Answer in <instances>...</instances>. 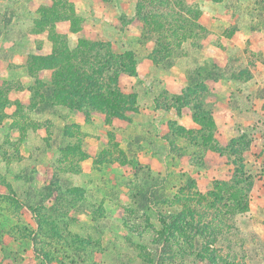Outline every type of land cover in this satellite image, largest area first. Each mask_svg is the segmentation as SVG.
Returning a JSON list of instances; mask_svg holds the SVG:
<instances>
[{
  "label": "crops",
  "instance_id": "1",
  "mask_svg": "<svg viewBox=\"0 0 264 264\" xmlns=\"http://www.w3.org/2000/svg\"><path fill=\"white\" fill-rule=\"evenodd\" d=\"M187 1L197 8L198 21L207 30L202 60L211 59L225 71L233 63L232 52L264 48L254 41L264 34V28L256 26V12L237 8L255 0ZM136 3L0 0V164L12 196L15 180L26 182V187L35 183L42 190L50 185L55 195L67 194L64 208L79 224L92 223L98 210L111 212L118 222L119 211L131 206L135 165L165 180L178 173L196 182L230 176L234 165L224 150L210 164L202 163L203 145L197 142L202 126L183 99L185 73L178 63L156 70L155 43L144 38L136 25ZM75 19L80 23L76 28ZM226 27L233 32L224 34ZM81 40L103 43L116 55L133 53L135 74L123 73L118 80L123 92L135 94L132 116L105 118L99 111L85 115L47 100L57 67L49 65V58L60 42L74 51ZM260 62L249 65L262 70L247 82L224 73L207 84L214 95L213 135L225 141L249 138L241 161L254 175L249 190L258 206L250 208L254 212L264 199V64ZM258 85L262 91L257 95ZM190 147L201 153L191 157ZM24 165L31 169L25 172ZM55 195L43 202L48 209L58 206ZM23 209L35 216L29 206ZM104 232L114 235L112 230Z\"/></svg>",
  "mask_w": 264,
  "mask_h": 264
},
{
  "label": "rangeland",
  "instance_id": "2",
  "mask_svg": "<svg viewBox=\"0 0 264 264\" xmlns=\"http://www.w3.org/2000/svg\"><path fill=\"white\" fill-rule=\"evenodd\" d=\"M237 8L256 12V26L264 28V0L237 5ZM199 14L198 11L199 28L189 29L190 35L180 41L166 38V47L158 55L155 38L147 32L149 26L141 18L136 19V25L144 38H151L155 43L156 70L178 63L185 73L187 87L183 99L194 109L196 120L202 126L197 141L203 145L206 157L202 163L208 165L215 155L228 152L234 165L230 176L225 180L196 182L192 176L181 177L178 173L165 180L135 165L131 206L119 211L121 220L115 222L111 212L98 210L92 223L79 224L74 214L70 217L64 208L69 203L67 194L55 195L50 185L42 190L35 183L33 187H26V182L15 180L12 196L11 185L3 177L4 167L0 164V264H264V199L261 207L258 204L257 212L250 210L258 207L254 195L249 194L254 175L241 161L249 138L245 135L225 141L213 135L214 95L207 85L224 73L246 82L253 74L259 76L261 66L249 65L255 60L264 64V48L232 52L233 63L221 71L213 60L200 58L207 30L200 25ZM78 24L79 20L75 19V28ZM232 32L231 27L223 30L227 35ZM254 41L262 47L264 34L257 35ZM80 42L74 51L65 49L60 42L54 54L56 73H63L69 64H74L91 77L85 80L84 89L72 87L70 91L108 97L113 104L118 101V94L125 93L131 96L126 106L136 110L135 94L123 92L116 81L122 60L103 43ZM106 60L107 71L103 68ZM95 70L100 74L94 73ZM55 78L57 85L48 92L66 90L61 78L57 75ZM261 91L258 85L255 93L258 95ZM176 100L181 101L179 97ZM81 111L88 115L93 111L92 106L84 104ZM190 148L191 157L201 153L198 148ZM21 168L28 172L31 166ZM53 195L58 206L48 209L43 202ZM24 205L34 211L33 218L23 209ZM160 217L170 223L171 234H161L164 227ZM105 229L112 230L114 235L104 232Z\"/></svg>",
  "mask_w": 264,
  "mask_h": 264
},
{
  "label": "trees",
  "instance_id": "3",
  "mask_svg": "<svg viewBox=\"0 0 264 264\" xmlns=\"http://www.w3.org/2000/svg\"><path fill=\"white\" fill-rule=\"evenodd\" d=\"M136 7L137 11L135 16L138 19L141 18L143 23L149 26L147 27V32L155 38L154 40L158 45V50H156L157 55L166 47V38H173L180 41V39L190 35L189 29L199 28L196 22L198 10H196L195 7L187 0H137ZM175 8H177V10H175ZM192 16L194 18H192ZM188 24H191V26ZM91 44L94 45V43ZM110 56L111 54H109V57ZM116 57L122 60L117 73V82L119 80V76L123 73L131 75L135 74V60L131 51L116 55ZM49 59L51 61L49 65L55 64L53 61L54 55H52ZM106 64L107 60L103 65L104 70L107 71ZM94 73L100 74L97 70H95ZM56 75L61 78L60 82L63 83L66 90L61 91L59 89H52V92L47 96V100L50 102L64 103L72 110L78 112H82V106L84 104H88L92 106L93 111H99L104 114L105 118H126L135 110L126 106V103L131 100V96L125 93L120 92L121 94H118V101L113 104L111 99L108 97L103 98L102 96H94L87 92L80 94L78 91L71 92L70 88L72 87L78 90L84 89L83 84H85V80L89 81L91 78H88L85 70H81L79 67L74 66V64H69L63 73H56L55 71V76ZM108 78H110V76H108ZM53 85H57L56 78L53 80ZM53 85L51 87H53ZM105 109L107 110L104 111ZM160 221L164 227L160 231L161 234L163 236L171 234L172 228L170 223L168 224L164 217H160Z\"/></svg>",
  "mask_w": 264,
  "mask_h": 264
}]
</instances>
